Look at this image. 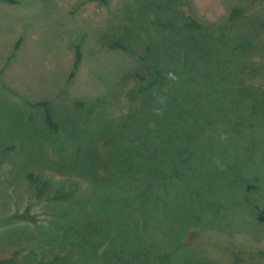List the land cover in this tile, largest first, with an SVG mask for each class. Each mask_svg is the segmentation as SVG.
<instances>
[{"label":"rangeland","instance_id":"374dc122","mask_svg":"<svg viewBox=\"0 0 264 264\" xmlns=\"http://www.w3.org/2000/svg\"><path fill=\"white\" fill-rule=\"evenodd\" d=\"M0 83V259L264 264L234 257L264 245V0H0ZM190 226L235 249H177Z\"/></svg>","mask_w":264,"mask_h":264},{"label":"trees","instance_id":"16d2710c","mask_svg":"<svg viewBox=\"0 0 264 264\" xmlns=\"http://www.w3.org/2000/svg\"><path fill=\"white\" fill-rule=\"evenodd\" d=\"M4 2H8V3H15L16 0H1ZM104 3L107 2V0H102ZM240 11L238 9H234L231 11V17H234L236 14H238ZM159 25L163 28L169 27V26H173L170 25L168 23H159ZM185 26L191 29H200L203 25L200 21L194 19L193 17H189V20L185 23ZM107 46L111 49H121L124 51H128L131 53L130 48L123 44L121 41L119 40H115L113 42H110L107 44ZM194 46V45H192ZM191 48V46H188L186 49ZM240 47H244V46H240ZM171 48V46H170ZM147 50L149 49V45H147ZM175 53L177 54L176 50ZM193 53V49L191 50H185L183 54V56H188V55H192ZM74 68H76L78 66V64L80 63L81 60V51H80V44H76L75 48H74ZM140 59L143 61H146V56H140ZM155 65V64H154ZM74 70L70 73V77H72L74 75ZM163 71H162V67L161 65H155V76L153 78V82L151 83L152 85H157L160 82V79L162 77ZM142 89L145 88H141L140 90L142 91ZM39 106H42L45 108V118H46V124L48 125L49 128L53 129V130H59V126L57 125V122L55 121V119L53 118L52 114L50 113V111L48 110V102L46 101H40L38 103H36ZM125 146H131L134 145L135 147L138 148V150L141 149L140 146H138L137 144H133V143H127L124 144ZM166 148V147H165ZM144 149V148H143ZM167 150V148H166ZM167 153V157H164V161H163V167L154 170V172L152 171H146V173H149L148 175L152 174V173H158V179L159 178H163V176L167 177V173H176L177 171H179L178 169H181L180 166V156L179 155H173L170 156L171 154ZM177 163V164H176ZM145 173V172H144ZM27 178L29 180V182L34 186L37 197L40 198L41 195L44 192V185H41L38 182V179L36 176H34L33 174L29 173L27 175ZM17 217L19 218H26V219H30L32 221H34V219L28 214L27 210H24L21 214L17 215ZM212 234H210V230H208V228H205L203 226H190L188 231L181 237L176 238L175 240V247L179 250L185 251L190 253V255L192 254L193 257L196 258H202V257H210V258H217L216 257V251L218 249H222L223 251H233L235 249L234 245L230 244V242H227L226 240H220L219 242L216 240V238L214 236H211ZM222 241H225L224 243H222ZM242 254H246L248 257L254 256L258 259H264V245L260 246L258 248L255 249H251V250H247V251H243L242 249L237 251V254L234 256L235 258L240 257V255ZM16 255L17 252L14 251L10 256L6 257V258H1L0 259V264H16ZM29 259L34 261L33 264H53L58 258L54 257L52 259L49 260H38L35 261V256L33 254H31L29 256Z\"/></svg>","mask_w":264,"mask_h":264},{"label":"clouds","instance_id":"9594fccd","mask_svg":"<svg viewBox=\"0 0 264 264\" xmlns=\"http://www.w3.org/2000/svg\"><path fill=\"white\" fill-rule=\"evenodd\" d=\"M167 78L170 79L172 82H178L179 80V75L176 74V73H173L171 71H169L167 74ZM164 97H157V102L161 105H163L164 103ZM154 113L157 114V115H162L163 114V107H159V108H154L153 109Z\"/></svg>","mask_w":264,"mask_h":264},{"label":"crops","instance_id":"0c3cea01","mask_svg":"<svg viewBox=\"0 0 264 264\" xmlns=\"http://www.w3.org/2000/svg\"><path fill=\"white\" fill-rule=\"evenodd\" d=\"M1 84V83H0Z\"/></svg>","mask_w":264,"mask_h":264}]
</instances>
